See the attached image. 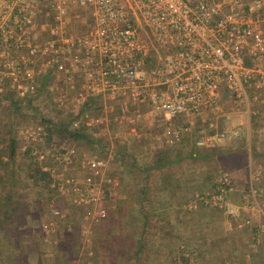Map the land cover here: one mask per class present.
I'll return each mask as SVG.
<instances>
[{
    "label": "built area",
    "instance_id": "1",
    "mask_svg": "<svg viewBox=\"0 0 264 264\" xmlns=\"http://www.w3.org/2000/svg\"><path fill=\"white\" fill-rule=\"evenodd\" d=\"M42 83L53 107L80 114L74 128L101 126L89 106L107 96L187 120L167 123L157 136L163 144L178 142L192 127L195 145L210 146L238 137L253 118L264 137V0H0V94L37 95ZM127 111L120 108L123 118ZM232 113L242 115L235 122ZM222 116L228 124L219 130ZM18 133L21 150L49 174V190L88 208L110 195L117 181L103 173L106 157L46 142L39 122ZM74 160L90 172L80 178L60 169ZM232 191L224 171L194 195L191 207L218 208L233 219L241 207L257 206L254 191L241 198L243 206L232 201ZM52 213L63 216L58 208ZM105 214L96 207L82 218L99 221ZM251 222L250 216L237 225Z\"/></svg>",
    "mask_w": 264,
    "mask_h": 264
},
{
    "label": "crops",
    "instance_id": "2",
    "mask_svg": "<svg viewBox=\"0 0 264 264\" xmlns=\"http://www.w3.org/2000/svg\"><path fill=\"white\" fill-rule=\"evenodd\" d=\"M123 106L128 108L124 118L120 114ZM89 109L90 114L100 116L104 122L101 126L86 127L88 132L99 129L103 137L110 132V127L118 130L113 134L115 144L114 140L110 146L102 142L99 147L102 153H99L97 143L94 144L97 147L95 150L81 145L71 146L79 153L107 158L108 164L103 173L112 176L117 183L110 195L96 205L105 208L104 218L99 221L84 220L82 214L88 209L94 212L95 206L76 207L70 196L52 192L46 187L45 201L37 208L39 211L36 208L33 210L26 197L24 206L0 226V264H60V260L63 264H167L169 258H175V264H264V150H253L252 165L238 167L230 174L232 201L243 206L241 198L251 190L255 192L257 201L254 209L241 207L240 215L230 219L218 208L200 204L191 207L194 195L206 189L190 193L186 190L194 175L187 168L184 173L176 164L167 183L151 185L149 178H152L154 170L160 171L162 165L177 163V159L158 163L169 153L180 150L186 161L194 158L190 152L195 144L188 139L181 138L172 145L157 140L167 123L188 125L187 120L169 119L142 101L131 103L107 96L95 97ZM130 116H136V120L131 122ZM235 116L237 118V114ZM221 121L220 125L228 124L223 116ZM191 129L194 133L195 128ZM239 130L244 135L236 138H242L246 146L259 144L250 137V128L240 127ZM63 145L70 147L66 143ZM141 145H145L144 148ZM177 145H180L179 150L174 148ZM144 149L146 154L142 156L138 151ZM152 153L154 156H151ZM122 158L130 159L134 165L146 159H156L157 163L153 168H145L139 175L135 172L132 175L126 169L130 163L125 168L120 161ZM60 169L66 174L76 173L80 178L90 172L81 169L76 160L69 165H61ZM137 176L140 177V184H135ZM247 177L248 185H244L243 179ZM151 189L155 190L153 197L150 196ZM53 208H58L63 216L54 215ZM30 210L41 215L37 217V224V219L30 216ZM250 216L251 225H237L238 221ZM179 238L192 242L190 246L185 244L188 252L179 250ZM152 241L156 242V248L168 251L163 253L160 250L154 256L144 253L147 243Z\"/></svg>",
    "mask_w": 264,
    "mask_h": 264
},
{
    "label": "rangeland",
    "instance_id": "3",
    "mask_svg": "<svg viewBox=\"0 0 264 264\" xmlns=\"http://www.w3.org/2000/svg\"><path fill=\"white\" fill-rule=\"evenodd\" d=\"M224 103V108L228 111L231 110L232 108V103L230 102V99L225 97L223 100ZM39 111L40 115H44V116H50L51 118H56L57 120H63L66 119L67 117H70L71 115H73V113L70 112H63L60 113L59 110H56L55 107H53V102L51 100V98L45 94L39 95L37 96L32 103ZM90 113V110H89ZM37 111H33L30 110V108H28L26 105L19 111H14L12 109L10 110H3L0 109V117H4L3 119L12 121L15 124V129L16 131L21 130L25 125H27L28 123H30L31 121H33L35 118H37ZM235 114L238 115V113H232V118L233 121H237V118L235 116ZM94 115V114H91ZM225 122V120H223ZM257 122L256 118L252 119L251 122V128L249 130V135L251 138H255V140H257V142H259V144H251V146L248 147V145L246 146L245 142L243 141V139L241 138L240 140L235 138V140H226L223 142H219L215 145V147L211 148V149H207L205 148H197L194 145V149L197 151L201 152V158H197L194 157L192 160L189 159L190 161H186V158H182L181 156V152L179 150L180 145L175 146V149H178L179 151H175V152H171L169 153L167 156H165V158H162V160L160 162H158L159 164H165L166 160H175L177 159V163H174L173 165L171 164H166V165H162L160 166V171L158 169H156V171L154 170L152 172V178L149 180H151V185H163L165 183H167V180L169 179L170 175H171V170L172 168H176V164L179 166L180 170H183L184 173L187 172H192L194 173L193 177H191V180L189 181L188 184V188L186 187V190H189V193L192 191H201V190H205L208 189L211 184L212 181L214 180L215 177H217L221 172H228L229 174H231L232 171L237 170L238 167L241 168V166H247V165H252L253 160V150H259V151H263L264 150V140L262 138H264L260 132L259 129L257 127ZM223 123V122H222ZM225 125V124H224ZM223 127V125H220L219 130ZM89 131V130H88ZM108 131H110L109 133L106 132V134L103 135V137L100 135L102 134V131H99V129H91V131L89 133H91V135L94 136L95 138V143H97L96 145L98 146L95 147L94 144H89L86 140H79L76 143H74L73 141H67L63 136H61V133L58 134V136L60 137L61 142H65L67 144H74L75 146H84L87 147L89 149H93L94 150L97 148L99 149V153H102L103 150H101L100 145L102 144V142L105 143V146H110L113 142V134L116 132H118L117 129L115 128H109ZM123 131V130H121ZM195 132H192V129H190L187 132L183 133L182 139H188L189 142H194L197 138V129L195 128L194 130ZM120 132V131H119ZM241 135H244V132H240L239 130V136L241 137ZM238 136V137H239ZM65 140V141H64ZM115 144V140L113 142ZM238 143V145H236ZM180 144V143H179ZM189 145V144H188ZM145 145H141V148H144ZM187 147V146H186ZM115 148V147H114ZM137 148L139 149L140 146H137ZM238 148V149H236ZM192 150V149H191ZM138 153L142 154V156H145L143 154L145 153V149L144 150H139ZM148 154V153H147ZM150 155V154H149ZM151 156H154V154L152 153ZM18 160H21L22 162L26 163L27 165H24V169L26 171L29 170V168H32L35 165V162L33 160H30L28 158H26L23 154H22V150L20 148H18ZM154 158V157H151ZM141 159V158H140ZM120 161L123 163L124 167L125 165H128V167L126 169H128L130 171V174L134 175V172L136 174H141V171H145V168L151 167L153 168V166L156 165L157 161L156 159L153 160H141L139 161V165H134L132 163V161L128 158H122L120 159ZM127 163V164H126ZM187 168V170H186ZM128 170L126 171L128 174ZM158 170V171H157ZM26 172L23 173V175H25ZM138 177V176H137ZM140 177L136 178V183L135 184H140ZM142 179V178H141ZM135 180V179H134ZM247 183H246V181ZM166 181V182H165ZM243 184L244 185H248V177L247 179L244 178L243 179ZM152 193H150V196L153 197V195L155 194V190L151 189ZM45 192H46V186L45 185H29L27 186L26 189L24 190H20L18 192V199L20 202V206L19 208L16 210L18 211L21 207L24 206L23 201L25 200L24 198H28V200H30L31 204L33 205V210H35V208H40V206L42 204H44L43 201H45ZM155 201V199H152ZM198 206V203H196V207ZM25 208V207H24ZM194 208V207H193ZM38 210V209H37ZM39 211V210H38ZM30 216L32 217V219H37V217H40V214H35V212H32L30 210ZM39 219H37L36 224L38 223ZM5 224V223H4ZM3 224V225H4ZM2 225V226H3ZM180 241L177 243L179 250L181 252L186 251L188 252L187 248L185 247V244H188V246L191 245L190 241H187L185 239H181L179 238ZM176 243V242H175ZM184 243V244H183ZM148 248L144 251V253L148 254V255H156L160 250L164 252L168 251L163 249H159L158 247L156 248L154 245H156V242H148L147 243ZM148 258H150L148 256ZM200 259V258H199ZM178 261V260H177ZM60 264L61 260H60ZM167 264H175V258L170 259L167 262ZM177 264H182V263H177Z\"/></svg>",
    "mask_w": 264,
    "mask_h": 264
},
{
    "label": "trees",
    "instance_id": "4",
    "mask_svg": "<svg viewBox=\"0 0 264 264\" xmlns=\"http://www.w3.org/2000/svg\"><path fill=\"white\" fill-rule=\"evenodd\" d=\"M42 94L46 95L43 83L37 95L19 98L10 91L5 92L4 94H0V109H12L19 112L26 105L30 110L37 111V118L27 125L36 122L42 123L46 132V142L64 144L65 142H61L58 136V134L61 133V136L67 141L76 143L79 140H86L89 144H94L96 140L91 136L85 126L80 125L77 128L71 126L72 120L76 118L77 115L79 116L78 113H73L70 117L60 121L50 116L40 115L38 109L32 103L37 96ZM3 118L4 117H0V226L11 219L19 208L20 202L18 199V192L20 190L26 189L29 183L30 185L42 184L48 188L51 182L49 174L41 169L35 159L29 155L27 151H22V154L26 158L33 160L35 165L29 168L28 171L24 169V165L27 164L17 158L18 148L19 145H21L19 131H16L15 124L12 121H6V119ZM216 144L217 143L205 147L211 149L215 147ZM66 145L71 147L74 144L66 143ZM194 148L190 152V156L192 157L194 154V157L201 158V152ZM24 172H26L25 175H23Z\"/></svg>",
    "mask_w": 264,
    "mask_h": 264
}]
</instances>
